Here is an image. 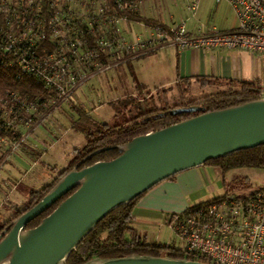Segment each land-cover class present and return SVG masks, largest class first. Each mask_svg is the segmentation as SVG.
Listing matches in <instances>:
<instances>
[{
  "label": "built area",
  "instance_id": "obj_1",
  "mask_svg": "<svg viewBox=\"0 0 264 264\" xmlns=\"http://www.w3.org/2000/svg\"><path fill=\"white\" fill-rule=\"evenodd\" d=\"M46 1L49 14L44 21L42 0H0V53L9 54V61L47 90L44 109L17 102L13 94L0 101V122L15 131L10 139L0 135V169L33 130L46 123L59 129L53 115L69 105L87 80L166 48L237 50L258 56L262 65L258 99L264 100V0H214L215 5L224 3L232 16V26L225 31L195 23L186 27L189 21L197 22L200 0ZM148 1L178 3L184 18L156 25L127 20L126 15H140ZM132 26L140 30L131 34ZM189 207L193 208L163 220L186 254L208 264H264V188Z\"/></svg>",
  "mask_w": 264,
  "mask_h": 264
},
{
  "label": "water",
  "instance_id": "obj_2",
  "mask_svg": "<svg viewBox=\"0 0 264 264\" xmlns=\"http://www.w3.org/2000/svg\"><path fill=\"white\" fill-rule=\"evenodd\" d=\"M190 112H198L192 108ZM264 146V100L187 118L115 146L118 155L62 175L0 239V264H64L107 214L176 174ZM64 197V198H63ZM63 198V199H62ZM62 199L60 202H58ZM58 204L36 226H25ZM83 264H208L131 255Z\"/></svg>",
  "mask_w": 264,
  "mask_h": 264
},
{
  "label": "rangeland",
  "instance_id": "obj_3",
  "mask_svg": "<svg viewBox=\"0 0 264 264\" xmlns=\"http://www.w3.org/2000/svg\"><path fill=\"white\" fill-rule=\"evenodd\" d=\"M175 4L179 9L176 10L178 12L176 15L183 19L182 8L178 3ZM167 8L169 9V6L165 2L148 1L140 8V15L158 22L160 21L159 16ZM177 16L174 18L175 22L180 20H177ZM166 18L168 17L166 16ZM195 21L197 22L189 21L186 27L190 29V26L195 23L220 29L223 26L224 28L230 27L232 16L224 3L215 5L214 0H200ZM139 30L138 27L132 26L131 34H135ZM214 53H221L222 57L228 59V67L233 72L234 78H236L237 72H240L244 78L250 76L248 80L251 82H256L259 78L258 69L261 67V60L258 56L237 50H214ZM212 56L216 57L213 54L208 57ZM153 59H155V55L151 53L139 56L127 64L115 67L110 72L87 80L71 97L74 108L84 110L87 114L80 116L81 114L65 107L53 115L59 129L53 128L47 123L44 124L45 130L50 136L49 140L39 135L35 136L37 130L30 133L31 136L24 141V145L0 169V216L2 220L10 214L9 207L16 208L19 204H23L31 190H37L43 182L50 178L45 176V171L39 167L30 176L26 171L34 164V167L41 166L40 164L48 165L49 168L55 167L56 171L62 169L71 159L73 150H79L84 145L85 138L81 130L87 128L90 123L117 125L141 111L163 108L176 103L174 90L162 93V89L170 86L160 87L157 83L159 81L152 75L155 69L165 71L167 66L162 63L157 67ZM161 78L165 80V75L162 74ZM224 90L226 87L218 84L211 86L192 84L185 93V98L195 99L210 96ZM71 125H76L77 129H71ZM19 155H22L24 159L22 160ZM202 167L207 169L211 184V189L208 188L207 181L204 184L203 190L208 197L264 188V169L240 168L225 174L222 179L217 170L211 169L209 166ZM50 173L48 172L47 175L50 176ZM231 175L245 177L246 183L238 178L232 180ZM5 204L8 205L7 208L4 207ZM163 223V220L156 221L153 231L157 235L159 233L162 238H173L172 233ZM147 238L151 241V237ZM171 242L177 247L181 246V242L177 239L173 238Z\"/></svg>",
  "mask_w": 264,
  "mask_h": 264
},
{
  "label": "trees",
  "instance_id": "obj_4",
  "mask_svg": "<svg viewBox=\"0 0 264 264\" xmlns=\"http://www.w3.org/2000/svg\"><path fill=\"white\" fill-rule=\"evenodd\" d=\"M48 14L47 1L42 0L40 18L45 21ZM126 18L132 23L142 22L145 25H156L158 23L155 20L146 19L138 14L126 15ZM44 48H49V45L45 44ZM10 58L12 57L9 54L0 53V101L6 98L7 95L13 94L17 102L34 103L40 106H37L38 109H41V105L45 102L46 98V88L33 75L26 73L18 68L15 63L9 61ZM192 84H197L198 86L218 84L225 86L226 90L210 96L186 99L185 93L190 89ZM172 90H174L173 92L176 97V103L173 105L141 111L134 117L117 125L90 123L87 128L81 130L85 138L84 145L79 150H73L71 159L62 169L56 171L55 167L49 168L48 165L44 164L35 167L34 164L28 169L26 172L29 176L38 170L37 167H39L45 171V176L50 178L46 182H43L37 190H31L23 204H19L16 208L9 207L10 214L5 219L2 220L0 216V239L9 230L15 218L32 207L62 175L76 165L80 169L95 162L108 161L118 155L117 150L114 148L115 146L128 142L134 137L159 130L201 113L220 110L258 99V82L219 81L204 76L178 78L175 84L162 89L161 92L166 93ZM65 107H69L73 112L81 114L80 116L87 114L84 110L75 109L72 102L60 109ZM192 108H197L198 112H190L189 110ZM71 129H77L76 125H71ZM11 133H15V131H11L10 127L1 121L0 135H4L10 139L12 137ZM203 166H209L217 170L222 179L225 174L240 168L264 169V146L238 151L228 156L208 161ZM48 172H54L55 174L50 173L49 176L47 175ZM172 178L170 177L167 180H171ZM231 178L232 180L236 178L242 179L246 183L245 177L231 175ZM141 196L117 207L99 221L75 247L74 251L69 254L64 264H83L92 259H110L131 255H148L204 262L203 258L188 255L180 248H175L171 245L148 243L143 236L136 234L130 226L133 220L132 209ZM58 202L30 221L25 226V229L36 226L43 217L55 208ZM4 207L7 208L8 205L5 204ZM192 208L189 207L186 210Z\"/></svg>",
  "mask_w": 264,
  "mask_h": 264
},
{
  "label": "crops",
  "instance_id": "obj_5",
  "mask_svg": "<svg viewBox=\"0 0 264 264\" xmlns=\"http://www.w3.org/2000/svg\"><path fill=\"white\" fill-rule=\"evenodd\" d=\"M165 3L169 6V9L167 8V10L159 16L160 21L158 22L163 24L176 23L174 18L178 15V12L176 11L179 10L177 9V5L168 2ZM166 16L168 18H166ZM177 17V20L181 18L180 16ZM232 23L233 20L230 27L224 28L223 26V28L218 30H229ZM151 54L155 55L153 62L156 63L157 67L161 66L162 63L167 66L165 71L155 69L152 73L153 78L159 81L157 83L160 87L171 86L177 82L178 78L195 76L210 77L219 81L232 80L238 82H251L248 80L250 79V76H245L246 78H244L240 72H237L235 74L236 78H234L233 72H231L228 67V59L222 57L221 53H214V51L185 50L176 52L171 48H166ZM212 54L216 57L212 56L209 58L208 56ZM162 74L165 75V80L161 78ZM258 74L259 78L256 82H259L261 79L262 65L258 69ZM38 135L42 136V138H46V140L50 139L45 128L37 129L35 136L38 137ZM19 157L22 160L24 159L22 155H19ZM210 168L212 169V167ZM205 181H207L209 185L208 188L211 189L207 169L200 166L180 172L173 176L171 180L160 182L144 193L136 202L132 209L133 220L130 226L138 236H143L148 243L171 245L175 248L182 249V243L181 246L177 247L171 242V239L173 238L176 240L173 235V238L170 237V239L162 238L159 233L157 235L155 231H153V225L156 221L164 220L168 215L183 212L189 206L226 194L223 193L217 196L208 197L203 190ZM202 191H204V193H201ZM147 237H151V241H149Z\"/></svg>",
  "mask_w": 264,
  "mask_h": 264
}]
</instances>
